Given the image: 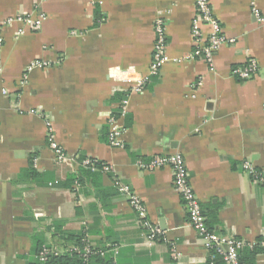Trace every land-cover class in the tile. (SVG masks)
Returning a JSON list of instances; mask_svg holds the SVG:
<instances>
[{
	"label": "crops",
	"instance_id": "0c3cea01",
	"mask_svg": "<svg viewBox=\"0 0 264 264\" xmlns=\"http://www.w3.org/2000/svg\"><path fill=\"white\" fill-rule=\"evenodd\" d=\"M209 2L234 40L216 53L214 71L189 58L193 0H0V22L45 16L23 35V24L7 27L0 49V264H36L43 243L62 250L79 234L118 247L107 255L116 264H209L170 167L140 165L177 150L208 224L256 243L241 260L264 264V251L243 256L264 237V186L243 167L264 170V25L251 0ZM257 4L264 14V0ZM158 18L167 22L169 60L134 91L150 71ZM250 58L259 66L252 78L232 75ZM37 59L50 64L29 69ZM111 115L125 129L123 147L110 143ZM47 121L64 162L49 147ZM87 157L100 166H85ZM117 181L141 197L162 238L148 240Z\"/></svg>",
	"mask_w": 264,
	"mask_h": 264
},
{
	"label": "built area",
	"instance_id": "2783aa9c",
	"mask_svg": "<svg viewBox=\"0 0 264 264\" xmlns=\"http://www.w3.org/2000/svg\"><path fill=\"white\" fill-rule=\"evenodd\" d=\"M196 5L195 16L192 21V37L194 40V49L189 54L190 59H202L206 61L212 71L215 70V55L220 48L228 43L234 42L233 39H226L222 32L220 21L214 15L209 0H193ZM251 9L256 20L264 25V14L260 10L257 0H251ZM45 19L44 15L38 17L30 13L19 14L0 22V49L4 43V31L14 23L23 24L16 30V35L25 34L24 26L37 30L41 27ZM210 28L209 34L203 32V26ZM155 40L153 45V54L148 75L141 77L132 87L134 91H141L149 82L151 76L159 74L162 66L169 60L167 55V22L163 18H158L154 25ZM48 60H34L29 69L46 68L49 66ZM259 66L254 58H250L244 65L236 66L232 75L241 79H250L258 71ZM129 109V100L124 99L121 105V112L124 114ZM110 123V143L114 147L124 146V128L120 126L114 115L109 117ZM47 132L49 147L53 151L55 158L59 162L67 160L65 148L60 145L53 132L51 122L47 121ZM96 159L87 157L83 164L89 168L96 169ZM36 164V158H34ZM140 165L147 170H155L164 167H170L173 175L174 186L180 194L188 215L190 225L198 233V236L204 241L205 247L209 253V264H243L241 252L247 248H253L256 243H250L242 238L225 234L208 224L204 213L201 200L192 184L191 173L187 161L180 151H173L164 154H157L148 162L140 161ZM244 170L251 175L254 181L264 186V170L258 169L252 162L245 161ZM109 170V167H105ZM120 192L128 199L130 205L138 216L139 223L147 231V238L154 242L162 238L164 230L152 222L148 217L146 204L141 197L135 193L130 184L117 181ZM264 246V243H263ZM109 253L118 254V247L107 245L100 247L92 242L87 235L81 241L73 242L64 249L58 250L50 243H43L38 249L36 255V264H61L54 259V256L77 254L80 259L86 263H91L96 256L106 257ZM112 264H116L112 260Z\"/></svg>",
	"mask_w": 264,
	"mask_h": 264
},
{
	"label": "trees",
	"instance_id": "16d2710c",
	"mask_svg": "<svg viewBox=\"0 0 264 264\" xmlns=\"http://www.w3.org/2000/svg\"><path fill=\"white\" fill-rule=\"evenodd\" d=\"M98 165L100 166V162L97 160L96 162V168H98ZM74 181L73 179L69 181V184ZM85 236V234H79V235H67L65 239L70 240L73 239L75 242L81 241V239ZM264 237L259 238V244L255 249H247L246 253L243 256H250V258H254L255 255H257L259 252L264 251ZM245 251V249H244ZM243 254V252H241ZM242 256V255H241ZM54 259L58 261L61 264H112V261L110 257H94L91 261V263H86L82 259L77 256V254L73 255H61V256H54ZM243 260V257L241 258Z\"/></svg>",
	"mask_w": 264,
	"mask_h": 264
}]
</instances>
